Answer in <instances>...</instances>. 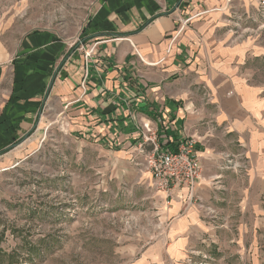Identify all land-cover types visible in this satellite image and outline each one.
<instances>
[{
	"label": "crops",
	"instance_id": "crops-1",
	"mask_svg": "<svg viewBox=\"0 0 264 264\" xmlns=\"http://www.w3.org/2000/svg\"><path fill=\"white\" fill-rule=\"evenodd\" d=\"M78 37L26 34L12 56L0 59V169L22 159L24 144L33 145L49 119L101 139L133 167L145 164L137 148L144 126L163 146L192 137L202 169L193 195L186 187L169 198L158 192L160 232L133 264H187L198 255L213 256L215 264H264L258 6L100 0Z\"/></svg>",
	"mask_w": 264,
	"mask_h": 264
},
{
	"label": "rangeland",
	"instance_id": "rangeland-1",
	"mask_svg": "<svg viewBox=\"0 0 264 264\" xmlns=\"http://www.w3.org/2000/svg\"><path fill=\"white\" fill-rule=\"evenodd\" d=\"M99 2L0 0V59L12 56L26 34L79 38ZM49 120L33 145L24 144L22 159L0 169V264L142 260L160 232L162 200L147 170L126 163L101 139L71 132L60 118ZM198 256L186 263L215 264L211 255Z\"/></svg>",
	"mask_w": 264,
	"mask_h": 264
},
{
	"label": "built area",
	"instance_id": "built-area-1",
	"mask_svg": "<svg viewBox=\"0 0 264 264\" xmlns=\"http://www.w3.org/2000/svg\"><path fill=\"white\" fill-rule=\"evenodd\" d=\"M264 17V0H252ZM231 0H227L230 4ZM93 49L86 53V59ZM141 132V142L137 146L145 156L144 167L150 174L153 188L169 198L177 187H186L188 197H192L196 182L202 175L200 157L197 154V142L194 138L177 143L176 147L163 146L157 132L147 125ZM148 148V149H147Z\"/></svg>",
	"mask_w": 264,
	"mask_h": 264
},
{
	"label": "trees",
	"instance_id": "trees-1",
	"mask_svg": "<svg viewBox=\"0 0 264 264\" xmlns=\"http://www.w3.org/2000/svg\"><path fill=\"white\" fill-rule=\"evenodd\" d=\"M32 257L31 254L28 255V258Z\"/></svg>",
	"mask_w": 264,
	"mask_h": 264
}]
</instances>
